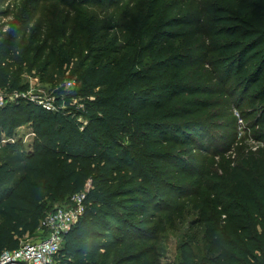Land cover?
Segmentation results:
<instances>
[{
	"label": "trees",
	"instance_id": "trees-1",
	"mask_svg": "<svg viewBox=\"0 0 264 264\" xmlns=\"http://www.w3.org/2000/svg\"><path fill=\"white\" fill-rule=\"evenodd\" d=\"M56 1L76 11L70 56L79 45L87 51L73 69L82 86L58 90L56 111L25 100L0 107V130L12 135L31 122L36 132L31 151L22 141L0 145V254L29 236L43 238L42 222L56 209L54 202L67 204L84 192L85 212L65 234L57 262L81 263L73 258L91 247H108L99 256L92 252L91 263L121 264L108 259L113 245L92 246L85 237L101 236L107 218H119L121 197L146 207L166 190L161 175L175 168L184 178L192 174L173 152L202 149L210 122L199 115L219 100L215 96L249 98L264 112V0ZM105 31L112 40L104 39ZM5 47L9 53L10 42ZM9 80L0 64V88H11ZM260 125L264 136V116L254 127ZM152 169L160 171L153 178ZM255 170L232 168V191L219 186L228 191L223 199L203 200L202 187H210L199 176L191 199L158 209L173 221L186 209L192 214L181 240L183 264H264V162ZM180 189L182 197L187 189ZM154 230L161 232V222ZM148 237L158 241L160 235ZM115 239L126 242L124 236ZM155 243L125 256L122 264H140L144 257L146 264H161Z\"/></svg>",
	"mask_w": 264,
	"mask_h": 264
},
{
	"label": "rangeland",
	"instance_id": "rangeland-1",
	"mask_svg": "<svg viewBox=\"0 0 264 264\" xmlns=\"http://www.w3.org/2000/svg\"><path fill=\"white\" fill-rule=\"evenodd\" d=\"M165 1L160 0V3L163 4ZM75 15L74 9L56 0H0V64L9 74L11 87L3 91L28 90L30 94L52 98L58 106L56 103L58 90L62 88L64 92H71L81 89L82 83L73 69L86 56L87 51L79 45V50L70 56L74 50L70 47V40L74 33L72 21ZM101 32L102 30L99 31V35ZM104 35L106 36L104 39L109 41L113 38L112 32L105 31ZM9 42L10 52L5 53L6 43ZM53 48L54 54L51 52ZM67 58L70 61L63 63ZM215 98L219 100L214 102L213 107L203 110L202 115H199L210 122L208 128L204 129L205 137L200 140L203 141L202 149L177 147L173 152L177 155L175 161H178L179 165L182 163L181 166L191 170L192 174L188 173L184 178L175 168L170 170V173L161 175L160 178L165 179L162 180V186L165 185L166 190L157 195L154 204L146 207H134V201L129 196L121 197L119 200L122 201L119 202L124 207L116 209L119 218H107V228L99 227L101 236L90 239L85 237L84 240H89L92 246L97 242L113 245L109 252L110 262L117 261L122 264L125 256L139 253L156 241L153 245L154 251L161 264H183L184 251L181 240L187 229V220L192 218V214L186 209L182 216L173 217V221L163 216L164 211L159 212L158 209L160 207L171 209L165 207L180 206L186 199H191L193 195L190 189L196 179L201 180L199 176H202L205 179L202 181L208 183L210 187V189L202 187V192L206 190L203 200L226 198L225 193L228 191L224 192L219 186L224 185L226 190L232 191L230 180L232 168L240 165L242 168L246 167L249 173L256 174L257 170L252 173L253 169H257L264 162V136H260L263 128L261 125L254 127L255 121L264 116L263 108H256L259 103L251 104L249 98L241 102L239 95L234 98L227 95ZM13 101L16 100H10L7 104ZM78 101L79 97H76L73 102ZM78 119L86 123L84 118ZM121 136L124 137L126 144H131L128 134ZM35 137L33 124L29 122L16 127L12 135L0 130V145L4 146L9 141H22L27 150L31 151ZM211 140L214 141L212 147L209 145ZM165 149L172 148L168 146ZM178 158L182 160L179 161ZM149 167L150 165H146L147 170ZM156 173L160 171L152 169L151 177H155ZM181 187H186L187 192L179 197ZM65 205L67 204L64 200H56L53 207ZM101 213L99 212L98 216ZM78 222L79 220L74 225H78ZM160 222L162 230L158 233L154 227ZM148 228H152L149 229V233ZM150 233L154 236L160 235L158 241L149 238ZM116 235L124 236L126 242L116 240ZM38 239L39 234L29 236L26 241L34 242ZM107 249L109 248L91 247L88 249L90 253L87 250L73 260L82 259L81 263L77 264H90L93 260L90 256L92 252L99 256L98 254L106 252ZM259 253L262 252L258 251ZM148 260L149 257H144L140 264H146Z\"/></svg>",
	"mask_w": 264,
	"mask_h": 264
},
{
	"label": "built area",
	"instance_id": "built-area-1",
	"mask_svg": "<svg viewBox=\"0 0 264 264\" xmlns=\"http://www.w3.org/2000/svg\"><path fill=\"white\" fill-rule=\"evenodd\" d=\"M10 100L32 101L48 111L58 109L52 98L36 96L28 90L3 91L0 88V107ZM85 196L84 192L77 193L67 205L50 212L42 222L46 235L34 242L23 241L16 249L4 250L0 254V264H59L55 257L64 243L65 234L85 212Z\"/></svg>",
	"mask_w": 264,
	"mask_h": 264
}]
</instances>
